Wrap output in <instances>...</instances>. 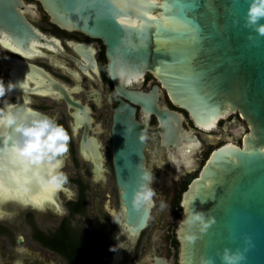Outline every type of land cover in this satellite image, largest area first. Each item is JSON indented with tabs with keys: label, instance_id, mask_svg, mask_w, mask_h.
Returning a JSON list of instances; mask_svg holds the SVG:
<instances>
[{
	"label": "water",
	"instance_id": "95a60500",
	"mask_svg": "<svg viewBox=\"0 0 264 264\" xmlns=\"http://www.w3.org/2000/svg\"><path fill=\"white\" fill-rule=\"evenodd\" d=\"M35 1L56 25L100 38L106 46L108 71L118 94L110 147L124 224L115 256L123 239L145 229L151 216L152 207L144 211L132 205L140 173L151 171L146 166L147 132H160L167 147H181L180 136L190 140L182 127V114L160 106L159 85L148 91L130 88L134 81L152 73L172 103L185 109L198 127L208 130L204 122L210 108L219 112L211 129L236 112L250 128L246 132L247 126H242L239 118L242 145L228 142L214 149L185 191L182 207L191 204L195 210L211 209L216 221L190 243L179 233L182 214L177 227L179 264H200L202 256L222 264L223 249H243L246 237H251V246L242 264H264V35L244 26L250 0H156L157 4L168 3L169 9L153 7L149 16L159 21L167 15L170 24L153 25L142 34H125L114 20L106 21L101 13L111 0ZM26 9L24 0H0V28L15 37L18 53L31 55L38 53L35 46L42 42V34L27 19ZM127 15H132L131 10ZM19 66L35 65L22 61ZM65 98L71 103L68 96ZM18 104L26 102L21 99ZM136 107L142 121L136 117ZM150 115L157 116L158 127L149 126ZM191 139L198 143L196 137ZM89 140L94 147L100 146L95 138ZM32 190L47 200L38 186ZM48 200L60 204L54 195ZM4 206L0 203V211L6 214Z\"/></svg>",
	"mask_w": 264,
	"mask_h": 264
},
{
	"label": "flooded vegetation",
	"instance_id": "af4514ba",
	"mask_svg": "<svg viewBox=\"0 0 264 264\" xmlns=\"http://www.w3.org/2000/svg\"><path fill=\"white\" fill-rule=\"evenodd\" d=\"M24 1L27 5L25 15L41 32L42 42L35 46L38 53L31 55L0 48L4 51L0 53V78L5 84L9 81L16 84L11 92L6 93L5 99L17 103L23 99L27 106L55 115L68 129L71 140L64 169L68 172L69 185L74 187L69 191L74 195L69 198L61 191L67 199L63 204L56 193L54 198L60 204L57 206L47 199L42 208L22 207L15 201L5 202L10 211L4 206L6 214L0 216V238L3 240L0 245L5 250L0 251V264H63V257L46 247L42 240L60 232L65 219H68L73 231L86 234L94 242L93 245L113 246L108 264L114 261L116 264H179L181 246L177 240V227L178 219L183 214V195L214 149L228 142L241 145L237 141L241 130L239 118L250 131L247 121L236 112L220 119L215 128L205 130L192 121L185 109L172 103L154 74L146 73L132 83L131 89L145 91L159 85L160 106L176 110L183 116L182 127L190 140L180 136V144H198L199 147L189 154L190 166L176 167L169 162L168 156L177 148L164 145L160 132H147L146 166L154 173L152 186L156 196L153 200L154 203L155 200L164 201L168 207L155 222L151 220V211L145 229L138 234L130 233L131 239L124 238L116 257L115 250L124 226L122 207L111 147L109 145L105 149L99 137L105 130L97 121L101 117L110 118L112 124L113 109L118 104V94L108 71L106 46L100 38L56 25L39 2ZM22 61L35 66L22 68L19 66ZM22 88L25 90L22 91ZM65 96L70 98L71 103ZM136 108V117L142 121L139 107ZM147 121L149 126L159 125L156 115H150ZM217 134L221 140L229 135L231 139L211 149L199 165L197 154H203L206 146L212 142L210 136ZM192 137H196L198 143ZM91 138L100 144L98 148L89 140ZM83 140H86L84 144ZM114 186L118 190L116 200ZM81 191L85 196V210L82 213L78 210ZM71 203H75L73 210ZM22 229L26 234L20 232Z\"/></svg>",
	"mask_w": 264,
	"mask_h": 264
},
{
	"label": "clouds",
	"instance_id": "9594fccd",
	"mask_svg": "<svg viewBox=\"0 0 264 264\" xmlns=\"http://www.w3.org/2000/svg\"><path fill=\"white\" fill-rule=\"evenodd\" d=\"M244 26L264 35V0H250ZM251 38V33L249 34ZM15 37L0 28V48L18 52ZM16 84H5L0 78V203L15 201L22 207L43 204L33 193V186L40 188L44 198L61 191L69 198L74 193L67 188L69 176L64 171L69 143L68 129L50 115L38 109L5 99ZM74 133V130H73ZM144 139L143 136L140 137ZM191 145L178 147L168 159L174 166H189ZM154 173L142 171L138 186L134 189L132 205L136 210L147 211L153 206L156 190L152 186ZM160 209L168 207L161 201ZM184 216L179 222V233L187 242L194 243L215 223L216 217L208 210H195L191 204L183 205ZM245 247H225L220 258L222 264H242L247 259L251 237H246ZM200 264H215L212 257L202 256Z\"/></svg>",
	"mask_w": 264,
	"mask_h": 264
},
{
	"label": "snow or ice",
	"instance_id": "6c2138e0",
	"mask_svg": "<svg viewBox=\"0 0 264 264\" xmlns=\"http://www.w3.org/2000/svg\"><path fill=\"white\" fill-rule=\"evenodd\" d=\"M153 7L167 10L169 9V4H157L156 0H111V4L103 9L101 14L105 17L106 21L114 20L115 23L119 24L125 31V34H142L146 29L151 28L153 25L165 27L170 24L167 15L162 16L159 21H156V18L149 16V9ZM129 10L132 12L131 16L127 15ZM121 77L125 79L127 78L124 73H121ZM206 111L208 112V118L204 122V126L210 128L215 123L219 112L210 108L206 109ZM191 146L192 149L199 147L198 144H192ZM37 199L42 200L40 196H37ZM48 199H51L50 194H48ZM37 207L42 208L43 204L37 205ZM0 216H3L2 212H0Z\"/></svg>",
	"mask_w": 264,
	"mask_h": 264
},
{
	"label": "trees",
	"instance_id": "16d2710c",
	"mask_svg": "<svg viewBox=\"0 0 264 264\" xmlns=\"http://www.w3.org/2000/svg\"><path fill=\"white\" fill-rule=\"evenodd\" d=\"M74 204L71 203V210L74 209ZM78 205L79 212H84L85 196L82 191ZM42 242L59 253L66 260V264H108L113 249L112 245H93L94 242L86 234L71 229L68 219L63 221L60 232L46 237Z\"/></svg>",
	"mask_w": 264,
	"mask_h": 264
},
{
	"label": "rangeland",
	"instance_id": "374dc122",
	"mask_svg": "<svg viewBox=\"0 0 264 264\" xmlns=\"http://www.w3.org/2000/svg\"><path fill=\"white\" fill-rule=\"evenodd\" d=\"M28 2H33V1H28ZM97 121L102 124V126H103V128L105 130V132L99 134V137L102 140L105 149H108L109 148V145H110V127H111V120H110V118H103V117H101ZM242 126H246L245 123H243ZM247 131H248V129H247ZM217 136H218V134H217ZM217 136H210L211 137L210 140L212 142L208 146H206V150L204 151L203 154H201L202 152H199V154H198V158L200 160L199 165H201L204 162V160L206 158V154L209 153L211 149H213L217 145L221 144L222 142H225V141L231 139V136L230 135L227 136V137H225L223 140L219 139V136L218 137ZM237 141H238V144H241L242 145V139H241L240 136L237 137ZM64 171L66 173H68L65 169H64ZM68 185H69V182H68ZM73 188H74L73 185H71V190ZM117 195H118V190L116 189V186H114V199L115 200H116ZM58 196L62 200V203L64 204L66 202V200H67L65 198V195L62 192H59L58 193ZM160 202L161 201H159V200H155V203L152 206L153 207L152 208V218H151L152 222H155L157 220L158 215L162 211H166V208L165 209H160V207H159ZM5 209H7L8 211H10V208H9L8 205H5ZM20 232L23 234L25 231H24V229H22V230H20ZM25 234H26V232H25ZM1 239L2 238H0V242L2 243L3 240H1ZM0 250L1 251L4 250L3 247H2V245H0ZM62 260H63V264H65L66 261L63 258H62Z\"/></svg>",
	"mask_w": 264,
	"mask_h": 264
},
{
	"label": "bare ground",
	"instance_id": "6f19581e",
	"mask_svg": "<svg viewBox=\"0 0 264 264\" xmlns=\"http://www.w3.org/2000/svg\"><path fill=\"white\" fill-rule=\"evenodd\" d=\"M206 129H208V130H209V129H211V127H210V128H206Z\"/></svg>",
	"mask_w": 264,
	"mask_h": 264
}]
</instances>
